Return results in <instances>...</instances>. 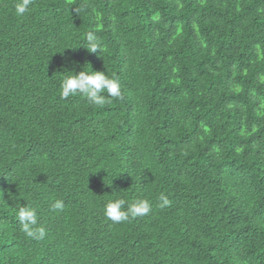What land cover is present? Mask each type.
<instances>
[{"label": "trees", "instance_id": "obj_1", "mask_svg": "<svg viewBox=\"0 0 264 264\" xmlns=\"http://www.w3.org/2000/svg\"><path fill=\"white\" fill-rule=\"evenodd\" d=\"M15 2L0 0V264H264V0ZM87 63L122 96L61 99ZM120 196L152 210L113 223Z\"/></svg>", "mask_w": 264, "mask_h": 264}, {"label": "clouds", "instance_id": "obj_2", "mask_svg": "<svg viewBox=\"0 0 264 264\" xmlns=\"http://www.w3.org/2000/svg\"><path fill=\"white\" fill-rule=\"evenodd\" d=\"M33 4L34 0H16L14 12L18 17H23L31 11L30 5ZM83 10V8L71 9L77 15ZM82 47L88 52L95 53L97 50H101L102 44L94 32H88L85 37V44ZM59 96L63 100L73 96H82L90 104L102 108L111 102V98H120L122 92L121 85L115 77H110L104 72L94 71L90 65V70L82 69L79 72L64 70L60 77ZM158 200L157 206L160 208H166L171 204V201L164 194H161ZM0 201H4L2 195H0ZM64 207V202L61 199H56L51 203V208L57 212L63 211ZM151 210L152 204L149 200L137 198L128 202L123 196L109 199L103 205L105 217L117 224L128 221L130 218L147 216ZM14 212L20 231L26 237L33 240H43L45 238L47 230L38 223L36 208L31 205L18 204L14 207Z\"/></svg>", "mask_w": 264, "mask_h": 264}]
</instances>
